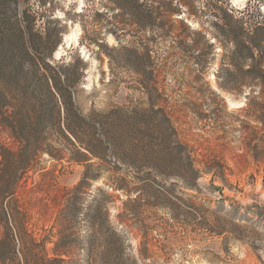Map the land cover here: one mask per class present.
Listing matches in <instances>:
<instances>
[{"label":"rangeland","instance_id":"1","mask_svg":"<svg viewBox=\"0 0 264 264\" xmlns=\"http://www.w3.org/2000/svg\"><path fill=\"white\" fill-rule=\"evenodd\" d=\"M169 1L181 13L0 0V101L27 125L41 116L47 138L25 155L0 121L15 152L0 154V264H45L56 246L63 264H264V88L220 75L237 72L225 33L264 54V0ZM78 57L73 135L59 95L48 104L43 58Z\"/></svg>","mask_w":264,"mask_h":264},{"label":"trees","instance_id":"2","mask_svg":"<svg viewBox=\"0 0 264 264\" xmlns=\"http://www.w3.org/2000/svg\"><path fill=\"white\" fill-rule=\"evenodd\" d=\"M163 2L165 3L167 10L172 15L174 14V12L181 13L180 9L171 7L172 1L163 0ZM50 3H52V1H50ZM142 6L143 4H138V9L141 12H145L143 10L148 9L147 14L152 13L153 9L148 8L145 5V8L141 10ZM221 11L222 13L219 16L216 15L220 19L227 21L228 24H231V22H234L242 26L244 18H239L237 16H234V14L229 12L230 10H227V9H224V11L223 10ZM148 18H151V17L148 16ZM259 30H263V29L258 28L257 31ZM225 35L229 37L231 40H233L236 44V49L234 51V54H231V56H228V57H229L230 63L236 67L237 72L233 73L231 69L222 66L223 68L221 70L220 75H223V76L225 75L227 79L234 78L237 81H239L241 85L247 84L249 86H258L260 88H264V54H259V55L254 54V48L257 47V44H255L252 40H250V37H247L243 33H236V34L225 33ZM133 55L139 57V54H133ZM110 60H112V58ZM199 62H201V64H205L206 60L201 59ZM247 62H249V65L247 66V69H244L245 63ZM43 63H44L45 68L52 75V76H49L47 73L42 75V80H44V85H45L43 91L46 92L48 104L50 103L51 105L52 103V105L54 104V108L58 107L56 100H55V94L57 93L64 104V108H65L66 115H67V121H68L67 125L69 127V130L74 135L76 133L73 130L74 121H76V123H79V122L81 123L83 119L76 105V101L74 97L75 91L73 90V86H72L73 84L70 82V78L72 77V75L69 72L70 70L72 71L75 70L74 72H76V69H78L77 67H79L81 64L82 66L85 65L84 60L78 57V58H75L73 62H66V63L64 62L60 65L54 66L46 62L45 59L43 58ZM80 75L81 73L79 74V76ZM10 106L11 105L9 103L5 101H0L1 124L3 126L6 125L7 128H12V133H14V134H11L12 137L18 138V140L23 143V146H24L23 154L31 155L35 153L31 151L33 148L39 147V144H42L43 141L46 142L47 140V138L42 137L41 135L43 134V130L46 128V124L43 121L42 117L40 116V118L32 122V124L27 125L26 122L24 121V118L23 120L20 119V117L17 115L16 112H10V114L7 113V111H9L8 108ZM59 111L60 110H57L58 114H59ZM70 119H73V120H70ZM28 128L34 130V134L32 136L26 133V129ZM100 145H101L100 142L95 144V146H100ZM48 147H51V144ZM87 147H88L87 149L91 151L92 153L98 154V152L93 150L90 144ZM35 151L37 152V150ZM49 151H52V150L49 149ZM2 152H7V153L15 155V152L13 153V151L10 150L9 146H6L5 144L0 143V154ZM30 163L31 162L29 161V158L23 160L20 163V165L22 166L21 168L24 170H27V168L30 166ZM192 167L194 171L196 172L199 171L198 169L194 167V165ZM57 244L59 246V243ZM57 248L58 247L56 246L54 251H56L58 257L46 258L45 264H63L67 261V259L64 258L63 255H68V252L57 250Z\"/></svg>","mask_w":264,"mask_h":264},{"label":"bare ground","instance_id":"3","mask_svg":"<svg viewBox=\"0 0 264 264\" xmlns=\"http://www.w3.org/2000/svg\"><path fill=\"white\" fill-rule=\"evenodd\" d=\"M76 34L75 33H72V35H67L66 36V39H65V41L67 42V43H70V41H72V40H76L77 41V39H76Z\"/></svg>","mask_w":264,"mask_h":264}]
</instances>
